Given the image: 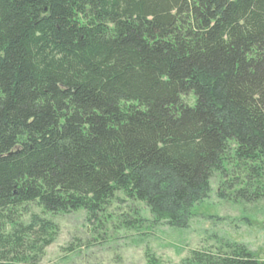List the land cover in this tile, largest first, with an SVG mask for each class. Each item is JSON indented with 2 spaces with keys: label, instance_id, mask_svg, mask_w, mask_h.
I'll list each match as a JSON object with an SVG mask.
<instances>
[{
  "label": "trees",
  "instance_id": "1",
  "mask_svg": "<svg viewBox=\"0 0 264 264\" xmlns=\"http://www.w3.org/2000/svg\"><path fill=\"white\" fill-rule=\"evenodd\" d=\"M232 168L264 198V0H0V264L52 226L25 206L93 222L122 192L186 230ZM183 264L264 259L221 240Z\"/></svg>",
  "mask_w": 264,
  "mask_h": 264
},
{
  "label": "rangeland",
  "instance_id": "2",
  "mask_svg": "<svg viewBox=\"0 0 264 264\" xmlns=\"http://www.w3.org/2000/svg\"><path fill=\"white\" fill-rule=\"evenodd\" d=\"M184 100L194 103L192 96ZM244 176L232 168L225 182L215 174L209 197L195 209L186 230L156 225L144 204L122 192L93 222L85 211L51 215L30 204L19 209L14 220L28 226L37 217L52 226L38 222L26 232L24 248L7 252L20 264H149L150 259L157 264H183L193 251L213 249L223 240L246 244L264 259V198H237V178ZM222 193L225 199L220 198ZM9 223L0 220L6 235L13 232ZM47 241H52L49 246Z\"/></svg>",
  "mask_w": 264,
  "mask_h": 264
}]
</instances>
